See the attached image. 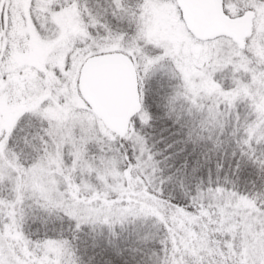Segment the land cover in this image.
Segmentation results:
<instances>
[{
  "label": "snow or ice",
  "instance_id": "1",
  "mask_svg": "<svg viewBox=\"0 0 264 264\" xmlns=\"http://www.w3.org/2000/svg\"><path fill=\"white\" fill-rule=\"evenodd\" d=\"M0 264H264V0H0Z\"/></svg>",
  "mask_w": 264,
  "mask_h": 264
}]
</instances>
